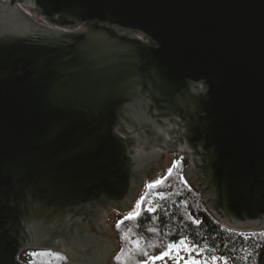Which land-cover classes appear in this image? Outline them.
<instances>
[{"label": "water", "instance_id": "1", "mask_svg": "<svg viewBox=\"0 0 264 264\" xmlns=\"http://www.w3.org/2000/svg\"><path fill=\"white\" fill-rule=\"evenodd\" d=\"M154 147L220 224L264 231V0H0V264H115L104 216Z\"/></svg>", "mask_w": 264, "mask_h": 264}, {"label": "trees", "instance_id": "2", "mask_svg": "<svg viewBox=\"0 0 264 264\" xmlns=\"http://www.w3.org/2000/svg\"><path fill=\"white\" fill-rule=\"evenodd\" d=\"M187 164L188 158H176L168 176L141 194L137 214L123 221L122 228L116 225L120 249L114 263L134 264L141 256V261L146 260L183 240L193 247L194 255L207 260L216 257L227 264H264V231H239L220 224L186 179ZM147 231L154 233V241L147 239ZM65 261L63 254L39 249L30 251L27 263Z\"/></svg>", "mask_w": 264, "mask_h": 264}, {"label": "rangeland", "instance_id": "3", "mask_svg": "<svg viewBox=\"0 0 264 264\" xmlns=\"http://www.w3.org/2000/svg\"><path fill=\"white\" fill-rule=\"evenodd\" d=\"M169 157H170V159H169V168H170L172 163H174V161H175L174 158L175 157L179 158L180 154L172 153V155ZM169 168H167L166 171L158 172L153 178L150 179L151 181H148V183L146 182V187H144L143 190L145 191L149 185L155 184L158 181L162 180L163 176L168 172ZM144 184H145V180H144ZM142 191L138 195L139 198L136 197L134 207L132 209L126 210V211L113 209L110 212L105 213L106 215L104 216L103 221H104V223H105V221L111 222L112 229H113L112 231H113V234H114L115 240H116V245L118 243V235H119V233L115 229L116 225L119 224V226L121 225V228H122V226H123L122 222L127 219L126 217H128L130 213H135V211L138 208L140 196L144 192V191L143 192ZM135 214H137V213H135ZM146 235H147L149 240L154 241V239H153V238H155L154 233L147 231ZM172 245H176V247L172 248L171 250H169V248H167L165 251H161V252H158L157 254H153L152 256H150V258H148L146 260L141 261L140 260L142 258V256H141L140 258H138L135 261V263L137 262V264H191V261L194 259L195 261L198 262V264H227L224 259L216 258L215 260H213V259L207 260V259H204L203 257H199V256L194 255L192 252L193 247L187 243H184L183 245H180V243H176V244H172ZM119 249H120V247H119ZM30 251H31L30 249L22 251V253L20 254V258L22 260L27 261L29 258V255H30ZM165 252H169V254L164 255ZM156 257H161V258L156 259Z\"/></svg>", "mask_w": 264, "mask_h": 264}, {"label": "flooded vegetation", "instance_id": "4", "mask_svg": "<svg viewBox=\"0 0 264 264\" xmlns=\"http://www.w3.org/2000/svg\"><path fill=\"white\" fill-rule=\"evenodd\" d=\"M138 132L140 133V135H138L139 138H141L143 141L144 140L145 141L147 140L149 143L156 142L155 135L153 136L152 139H150V138H148L149 137V134L147 132H146V135L143 134V133H141L140 131H138ZM138 136H133V137L135 139H138L139 140ZM143 141H141V142H143ZM142 146H144V145L142 144ZM142 148L143 147H141V149ZM135 150H140V149L137 148ZM153 151H154L155 155L153 154V156L146 157V159H144L145 161H143L144 163L137 165V169H138L137 177L138 178H141V180H142L141 181V184L136 188V191H138V192L140 190L142 191L144 189V188L142 189L143 184H144V180H145L144 187H146V182L148 183V181H151L150 179L152 178V172L154 170L155 171H158V172H161V171H166L167 168H169V159H170L169 156H171L172 153H169V151H161V150H157V149H154ZM176 152H175V154H176ZM180 157H182V158L186 157V158H188V161H189V156L185 153V151L183 149H181V151H180ZM174 159H176V157ZM168 174L169 173L167 172L163 176V178L167 177ZM112 210H113V208H112ZM89 216H90V218L96 217L94 215H89ZM105 225H106V227H108L109 229H111V231L113 230L112 229L111 222L105 221ZM145 238H146V236H145ZM147 239H148V237H147ZM117 245H118V243H117ZM29 249L30 248H26V249H23L22 251L29 250ZM62 249H63V246H60V248H57L56 250H52V249H49V248H41V250H49V251H52L54 253L63 254L66 257V260H67V256L65 255V253H62L61 252ZM30 250H39V249H30ZM22 251H21V253H22Z\"/></svg>", "mask_w": 264, "mask_h": 264}, {"label": "built area", "instance_id": "5", "mask_svg": "<svg viewBox=\"0 0 264 264\" xmlns=\"http://www.w3.org/2000/svg\"><path fill=\"white\" fill-rule=\"evenodd\" d=\"M26 11H27V12L29 13V15H31L36 21H38V22H42V23H45V24H48V25H50V26H56V25H53V24H50V23L46 22V21L42 18V16H41L40 14H38V13H36V12L29 11V10H26ZM74 27H75V26H62V28L65 29V30H67V31H71ZM139 35H140V37H143V35H141V34H139ZM180 151H181V149H178L177 152H176V154H180ZM19 259H20L21 261L27 263L26 260H22V259L20 258V255H19Z\"/></svg>", "mask_w": 264, "mask_h": 264}, {"label": "snow or ice", "instance_id": "6", "mask_svg": "<svg viewBox=\"0 0 264 264\" xmlns=\"http://www.w3.org/2000/svg\"><path fill=\"white\" fill-rule=\"evenodd\" d=\"M149 187H151V185H149ZM139 206V205H138ZM135 215V213H130L129 214V216L128 217H126L127 219H131V218H133V216ZM117 226H119V224L117 225ZM180 245H183L185 242L183 241V240H181L180 242ZM176 247V245H169L168 246V248H169V250H171L172 248H175ZM169 254V252H165L164 253V255H168ZM161 257H156V259H160ZM212 259L213 260H215L216 259V257H212ZM191 264H198V262L197 261H195L194 259L191 261Z\"/></svg>", "mask_w": 264, "mask_h": 264}, {"label": "crops", "instance_id": "7", "mask_svg": "<svg viewBox=\"0 0 264 264\" xmlns=\"http://www.w3.org/2000/svg\"><path fill=\"white\" fill-rule=\"evenodd\" d=\"M154 149H158V148H155V147H154ZM158 150H160V149H158Z\"/></svg>", "mask_w": 264, "mask_h": 264}]
</instances>
